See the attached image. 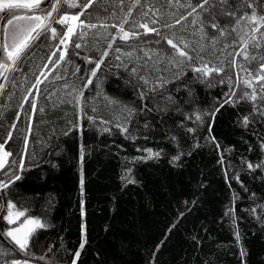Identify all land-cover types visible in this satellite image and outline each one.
Returning a JSON list of instances; mask_svg holds the SVG:
<instances>
[{
    "label": "trees",
    "instance_id": "obj_1",
    "mask_svg": "<svg viewBox=\"0 0 264 264\" xmlns=\"http://www.w3.org/2000/svg\"><path fill=\"white\" fill-rule=\"evenodd\" d=\"M134 2L123 0L121 5L120 0H93L87 12H98L101 19L96 28L84 30L83 40L78 39L79 30L72 37L81 43L80 49L69 43L65 61L54 67L48 57L55 47L39 48L38 40L29 50L35 55L19 65L21 71L11 74L0 100V142L12 153L9 165L23 157L25 170L6 166L0 172L5 181L4 173L10 170L21 176L0 190V203L11 200L18 209L27 210L25 216L40 217L50 227L32 236L31 256L17 249L0 259V264L12 258L27 259L29 264H72L74 259L75 264H264V168L256 167L264 160V80L256 79L264 63V26L250 22L242 12L236 18L220 15V0H209L216 5L211 10L218 13L215 19L201 8L192 12L187 5L197 0H172L171 4L141 0L144 7L133 8L127 17ZM236 3L228 0L223 7ZM48 4L44 0L41 7ZM262 4L264 0H256L244 12L251 14L255 8L259 16ZM147 6L152 11L144 20L150 28L159 29L160 35L136 29L138 38L121 40L119 28L112 24L119 25L125 18L129 24L139 20ZM60 9L69 14L80 11L68 9L63 2ZM151 19L158 22L153 25ZM52 26L58 32L64 30L54 22ZM165 36L175 37L173 42L181 50L201 56L209 67L223 70L196 79L199 74L187 64L179 68L170 64L173 56L177 61L183 58ZM181 41L189 47L185 49ZM102 51L109 55L85 88L89 70L95 68L85 57L98 60ZM146 51L149 56L144 55ZM58 56L59 52L52 61ZM133 67L150 82L163 77L167 83L141 100L138 92L147 87L131 72ZM181 70L183 74L177 76ZM41 71L44 76L39 75ZM57 75L61 79H55ZM38 77L43 82L36 85ZM220 80L224 83H217ZM81 90L83 113L80 106L69 102ZM254 90L255 101L241 98ZM229 92L235 93L233 103L220 107ZM105 96L137 112L128 117L119 106L109 105ZM167 96L175 103L165 106ZM215 108L219 111L213 119ZM196 113L202 122L195 119ZM75 124L81 127L74 128ZM117 124H126L128 132L122 133ZM68 129L72 130L65 135ZM81 145L85 149L82 170ZM148 148L160 151V156L138 159L147 155ZM178 153L180 159L173 161ZM126 176L134 182L129 183ZM2 216L0 231L6 230ZM0 246L15 247L4 236H0Z\"/></svg>",
    "mask_w": 264,
    "mask_h": 264
},
{
    "label": "snow or ice",
    "instance_id": "obj_2",
    "mask_svg": "<svg viewBox=\"0 0 264 264\" xmlns=\"http://www.w3.org/2000/svg\"><path fill=\"white\" fill-rule=\"evenodd\" d=\"M63 2V4L67 5L68 9H76L79 8L80 11L76 13L69 14L67 11H64L61 13L60 5ZM178 2V0H177ZM44 3V0H24V2H12V0H0V11H3L5 9L10 10L9 15L6 18V25L0 24V77H3L5 81L8 80V74L13 73L15 71H21L19 65L25 60L30 59L31 56H34L35 53L29 54V50L33 47L36 41L40 40V44L37 45L39 48H48L51 49L52 47H55L56 51L51 52L48 57V63H53L54 67H58L60 62L65 61V56L67 54V47L69 43H74V47L76 49H80L82 47L81 43L79 42H73L72 37L77 36V30H79L78 39L83 40L84 37L87 35V32H85V29H94L97 27V23L101 19V15L98 12H87L89 8L92 7L93 0H80L78 3L77 0H49V4L41 7V5ZM121 5L123 4V0H120ZM167 3L171 4L172 0H167ZM221 3V10L220 15L224 16H231L233 18H236L237 12H242L250 22L252 23H258L261 26H264V4L261 5L262 11L261 14L258 16L256 9L253 8V11L251 14H248L244 12V9L248 7H252L253 4L256 3V0H237V3L235 5H230L228 7H223V5L228 4V0H220ZM205 5H208V8H205ZM141 6V0H135L134 4L128 9L126 16L131 17L132 16V9ZM189 8L192 9V12H196L197 8L204 9L205 11H209L210 15L215 19L218 15L216 12H212L211 10L216 7L215 4H210L209 0H197V3L195 5L189 3L187 5ZM148 11H141L140 13V19L139 20H133L129 24V20L127 18L123 19L119 25L112 24L113 28L118 27L119 32L122 34L120 36L121 40L127 41L129 39H136L138 38V33L136 29H143L144 33L147 34L149 32H155L157 35H160V30L157 28H150L149 22L145 21L144 18L148 17V12L152 11L151 6H147ZM23 9L24 14L21 15L17 11L13 10H19ZM107 11V9H105ZM121 11L123 9L121 8ZM157 11H159L157 9ZM192 12L189 13V15L192 14ZM56 13V16L53 14ZM115 15V13H113ZM81 17H84L82 20ZM59 24L64 29L63 31L58 32L56 27L52 26V23ZM158 21L156 19H151L150 23L155 25ZM179 23V20L176 21ZM195 23V21H193ZM129 24L128 30H125L124 25ZM164 27H172V25H164ZM213 28L217 27L216 23L212 24ZM255 31H259V29H254ZM50 34V35H49ZM223 34V32H221ZM41 37L44 39L41 40ZM163 39L167 40V43L171 45L173 49H175L176 53H178L179 57L183 58L179 61L176 60L175 56H173L170 60V64H175L176 67H180L182 64H187L188 67L191 68V70L194 73H198L199 76L196 77V79H202L209 77L213 72H216L219 74L223 69L217 68L215 66L209 67L207 62L203 61V58L199 55L197 56H191L188 54L187 51L181 50L180 47L176 43H174L175 37L168 38L167 36L162 37ZM49 41H56L57 43L51 44ZM115 41V37H113V42ZM159 43V41H157ZM181 43L184 45V48L187 49L189 47L188 43L185 41H181ZM61 45L64 46V49L61 50ZM112 47V44L110 43L108 45V48L110 49ZM117 52L120 51L119 48L116 49ZM57 52H59V56L57 57V60L55 62L52 61L51 57L56 56ZM76 55H79V53H75ZM109 55L108 51H102L100 54V58L98 60H92L88 57H85V60L88 63H95V68L90 69V75L87 79L84 87L86 88L88 85L92 84V78L97 76V71L100 69L101 64L104 63V58ZM127 55L131 56L132 53H128ZM145 56H149V53L146 51L144 53ZM150 58V57H149ZM247 59V56L245 57ZM117 60L120 59L119 56L116 57ZM139 59V58H137ZM124 66L127 68V65H116V67ZM44 67H47V64L44 65ZM76 71L79 72V66L76 67ZM247 71V69H246ZM131 72L134 75L138 76V79L143 81L144 85L147 87V91H139L138 95L141 100H144L147 97L148 92H154L157 91L160 88H163L164 85L167 83V81L163 77H159L157 82H150L147 75H138L136 67H133L131 69ZM183 70L177 73V76L182 75ZM251 75L252 73L249 72ZM40 76H44V72L41 71ZM46 78V77H45ZM55 79H61L59 75L55 77ZM257 80H264V63L260 65V71L256 74ZM39 79V77L36 80V85L42 83ZM217 83H224L223 80L218 81ZM248 87H251L250 84L245 82ZM187 86V85H186ZM5 85L0 84V93L3 92ZM99 87V85H97ZM231 87V86H230ZM39 91V89H38ZM261 92H264V88L261 89ZM71 95V93H70ZM234 92L225 93L226 99L223 101V103L220 104V107L224 106V103H233L231 100V96H234ZM250 98L252 101H255L257 99V95L255 93V90L253 93L249 96L248 92H244L242 95L243 98ZM264 99V96L261 97ZM104 99L107 101L109 105L113 106H119L120 110L127 113L128 117L133 116L137 109L128 105H123L121 101L115 99V98H109L107 96L104 97ZM70 103L74 102L79 107V110L81 113H83V107L81 106L83 103V91L81 90L79 94L75 95L73 97V100L69 101ZM169 103H175V101L172 99L171 96L165 97V106ZM32 109H35V103H32ZM142 110V109H141ZM149 111H152V109H148ZM180 109L178 108L177 111ZM43 111V109H41ZM92 111H96V108L93 107ZM219 111V108H215L212 110L211 115L214 119L215 113ZM261 115L264 116V112H261ZM115 119H119V116L114 117ZM187 119H191V116L186 117ZM90 120L95 122V118L89 117ZM195 119L197 121L202 122V117L199 113L195 114ZM100 123H107V121L101 120ZM249 123V119L247 116L243 118V124L244 126H247ZM183 126V125H181ZM74 128L81 127L79 124L73 125ZM117 127L120 128V131L122 133H127L128 128L125 125L117 124ZM145 128H148L149 125L145 123ZM72 129H68L64 134L67 135L69 131ZM109 129L105 128L103 131H108ZM186 131L192 132L194 129L192 128H186ZM9 133V138H10ZM132 139H135V137H131ZM172 141H176V137H171ZM217 147L219 145L217 144ZM262 149H264V145H261ZM137 151H140V149H137ZM145 152L147 153L144 157H139L138 159H153L158 158L160 156V151L153 152L152 149L148 148L145 149ZM85 155V149L84 146L81 145L80 148V162H81V170L83 166V160ZM181 153H178L176 156L172 157L173 161L180 159ZM12 156V153L10 151L4 150V144L0 143V172H2L6 166L15 167L18 172H23L24 169V162L23 157H21L20 161L17 162L15 160L11 161V165H9L8 158ZM247 167L249 169H253V164L248 163ZM256 167L264 168V160L259 162ZM130 171V170H129ZM17 171H9L5 172L4 175L8 176V180L5 181L3 179H0V190H4L10 187L12 183H15V181L20 180L21 176L18 174ZM82 175V171H81ZM236 180L239 182V176L237 175ZM125 179H128L129 183H132V181L128 176L125 177ZM83 189V179H81V190ZM187 203V202H185ZM193 203H195L193 201ZM6 210V215L3 216V219L7 222L8 225H16V227H10L7 230L0 231V236H4L8 239H10L11 243L15 246L14 248H5L3 246H0V259H3L6 256H11L17 249L20 253H23L25 256H31V252L29 251V243L32 238V236L36 233L38 229H46L50 227V225L40 217H26L22 222L20 221L21 217H25L27 210H21L17 208V205L12 202L11 200H8L6 204L0 203V213L4 212ZM236 239L239 240V234L237 233ZM84 247L83 243L80 245V250H82ZM80 250H77L75 252L76 259L79 258ZM241 255H244L243 251L241 252ZM43 259V257H41ZM5 264H29L28 260H20L16 258H12L11 260H5ZM72 264H75V259L72 261Z\"/></svg>",
    "mask_w": 264,
    "mask_h": 264
},
{
    "label": "rangeland",
    "instance_id": "obj_3",
    "mask_svg": "<svg viewBox=\"0 0 264 264\" xmlns=\"http://www.w3.org/2000/svg\"><path fill=\"white\" fill-rule=\"evenodd\" d=\"M12 2H24V0H12ZM9 11H10V10H7V9H5V10H3V11H0V24H4V25H6V18H7L8 15H9ZM13 11H17V12H18L19 14H21V15L24 14V10H23V9H20V10H13ZM53 15L56 16V13H54ZM62 49H63V48H62ZM11 74H12V73L8 74V80H9ZM8 80L5 81L3 77H0V84H4L5 87H6ZM5 87H4V89H5ZM3 91H4V90H3ZM2 94H3V92L0 93V100H1V96H2ZM2 101H3V100H2ZM0 139H1V135H0ZM0 143H2V142H0ZM3 144H4V143H3ZM4 150H5V149H4ZM6 214H7V213H6V210H5L4 212L1 213V216H2V215L4 216V215H6ZM3 216H2V217H3ZM26 217H30V216L21 217V218H20V221H18V223H19V222H22ZM1 221H5V220L2 218ZM5 224H6V230H7L8 228H10V227H16V225H8L6 221H5Z\"/></svg>",
    "mask_w": 264,
    "mask_h": 264
},
{
    "label": "flooded vegetation",
    "instance_id": "obj_4",
    "mask_svg": "<svg viewBox=\"0 0 264 264\" xmlns=\"http://www.w3.org/2000/svg\"><path fill=\"white\" fill-rule=\"evenodd\" d=\"M20 10V9H19Z\"/></svg>",
    "mask_w": 264,
    "mask_h": 264
}]
</instances>
